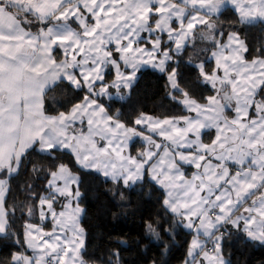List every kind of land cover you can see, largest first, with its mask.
Returning <instances> with one entry per match:
<instances>
[{"label": "snow or ice", "instance_id": "obj_1", "mask_svg": "<svg viewBox=\"0 0 264 264\" xmlns=\"http://www.w3.org/2000/svg\"><path fill=\"white\" fill-rule=\"evenodd\" d=\"M0 264H264V0H0Z\"/></svg>", "mask_w": 264, "mask_h": 264}, {"label": "trees", "instance_id": "obj_2", "mask_svg": "<svg viewBox=\"0 0 264 264\" xmlns=\"http://www.w3.org/2000/svg\"><path fill=\"white\" fill-rule=\"evenodd\" d=\"M109 224H111V229L113 231V233H115L117 230L120 231H133L135 232V230L138 229L139 227V222L138 221H127V220H121V221H117L114 223L111 222H106L105 223V227L107 228L109 226Z\"/></svg>", "mask_w": 264, "mask_h": 264}]
</instances>
